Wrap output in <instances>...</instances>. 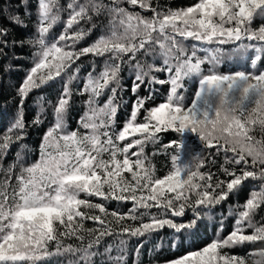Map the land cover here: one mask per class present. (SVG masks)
I'll list each match as a JSON object with an SVG mask.
<instances>
[{
	"label": "snow or ice",
	"instance_id": "obj_1",
	"mask_svg": "<svg viewBox=\"0 0 264 264\" xmlns=\"http://www.w3.org/2000/svg\"><path fill=\"white\" fill-rule=\"evenodd\" d=\"M125 4L141 11H130ZM65 12L64 28L53 36ZM26 15H31L27 8ZM36 15V33L27 41H9L8 30L0 28V56L7 55L4 48L24 43L35 48L32 66L17 89L15 118L0 134V264H43L66 256L73 257L67 264H95L96 257H107L100 264H127L129 241L144 238L133 261L141 264L144 242L169 229L175 250L249 179L261 183L245 203L229 208L233 230L222 237V219L211 242L166 264H264V218L255 220L264 206V25L252 28L256 18L264 19V0H197L178 9H165L159 0L155 5L154 0H68L64 7L60 0H37ZM101 15L107 16V26L90 45L78 48L98 27L93 18ZM10 19L21 24L18 15ZM86 56L92 57L91 70L81 77L79 61ZM237 60L249 67L221 71L225 62ZM125 69L136 99L117 130L116 116L127 90ZM155 73H165V78ZM81 79L83 86L74 89ZM57 81L63 85L55 103L37 97L41 107L32 123H42L45 101L53 115L37 159L26 166L21 144L14 162L4 168L11 146L27 135L25 100ZM185 81L197 85L191 98ZM157 84L170 85L169 91L163 102L146 107L156 99ZM141 87L148 95H139ZM73 95L88 98L77 128L70 130L67 114ZM186 129L199 134L203 148L224 154L221 171L228 179L200 171L202 152L181 161L180 134ZM257 129L259 139L253 135ZM168 131L179 139L149 155L146 148ZM170 148L175 150L171 167L159 176L153 157ZM112 202L121 207L109 210ZM124 204L131 205L127 211H122ZM88 221L94 226L87 227ZM166 243L161 236L154 250ZM257 243L261 247L244 256L225 251Z\"/></svg>",
	"mask_w": 264,
	"mask_h": 264
},
{
	"label": "trees",
	"instance_id": "obj_2",
	"mask_svg": "<svg viewBox=\"0 0 264 264\" xmlns=\"http://www.w3.org/2000/svg\"><path fill=\"white\" fill-rule=\"evenodd\" d=\"M83 2V0H81ZM108 0H105L107 3ZM197 2V0H159V4L167 9V8H183L187 6H191ZM68 0H60V4L62 7L66 6ZM155 5V0H154ZM124 7H129L130 11H141L138 7L131 8L129 5L125 4ZM27 11L31 13V15H26ZM37 0H0V28H5L8 30L7 39L9 41H16L17 43L20 41H27L31 39L36 33V22H37ZM18 15L21 20V24H17L12 22L10 17ZM144 15H152L151 12H145ZM67 19V13H62V20L60 23L54 26L52 30L53 36H58L62 29L64 28L63 21ZM93 23L98 25L90 35H88L82 42H80L77 47L82 48L90 45L93 41H95L98 36L101 34V29L105 28L108 24V18L106 15H101L93 18ZM21 25H26L21 26ZM261 25H264V19L256 18L252 23L253 29H258ZM90 25H86L88 27ZM2 47V45H0ZM227 49L231 48V45L226 46ZM35 51V48L28 43H24L23 46H15L4 48V52L7 55L0 56V134H3L7 127L13 122L16 112L17 105L19 104V97L17 96V89L20 87L23 79L25 78L26 71L29 70L32 66L31 59L32 53ZM19 58H13V55ZM202 54V53H201ZM143 56L141 54L138 59H142ZM92 59L91 56L82 57L79 63L83 64L81 69L80 76L84 77L90 70L91 65L89 61ZM101 60H97V71L100 70ZM159 63V61L157 62ZM206 67V66H205ZM249 67L248 63L240 62L239 60L235 61L233 64H228L225 62L221 71H235L240 70L241 68L247 69ZM7 69V70H5ZM160 79L165 78V73H155ZM124 77V85L126 87V91L123 93V103L118 110V114L116 116V128L117 130L123 127L124 122L130 117V112L133 107V102L136 99L131 92L132 87V79L127 72V69L122 73ZM83 79L80 80L79 84H74L73 88H80L83 86ZM63 81H57L52 83L48 87H44L42 89L33 91L25 100L24 104V121L27 126V135L26 138L21 141L19 144H13L8 154L3 158L2 164L4 168H7L11 163L15 160L16 152L20 150L21 144L25 147L23 149L24 154V164H30L35 161L39 155V146L41 144L42 138L48 128L53 123V115L51 107H48L47 102L45 101L43 106L46 109L45 116H42V123L39 125L33 124V120L36 117L37 113L40 111V103L37 100V97L44 95L47 100H51L55 103L57 96L60 94L62 90ZM185 85L188 88L187 95L191 98L194 95V91L196 88V84H189L188 81H185ZM159 92L156 94V99L151 101L149 104H146V107L155 106L156 104L163 102V96L167 94L169 91L170 85L165 84L163 86L157 84L155 85ZM140 96H146L148 93L145 91L143 87L139 90ZM87 95H73L71 107L67 114V124L69 129L77 128V121L80 119L81 115L85 111L84 101L87 100ZM107 99V94L101 98V103ZM143 112L141 113V116ZM83 131V129H81ZM182 137V145H181V161H187L191 158V156L195 155L198 152L203 153L204 162L200 168L201 172H211L217 174L220 179L226 180L228 177L221 171V166L224 164V154L221 152L220 154H216L215 149H205L201 143L200 137L198 133L193 132L191 129L184 130L181 134ZM258 139L260 138V132L257 129L253 133ZM179 139V134H176L172 131H168L167 133L161 134V140L154 147L149 145L146 148V152L151 155L154 151L161 149L162 145L170 143L172 140ZM135 149H133L134 151ZM174 149H168L167 154L156 155L153 157V163L155 167L158 169V175L163 176L167 173V171L171 167L170 156L174 154ZM214 161V163L212 162ZM227 167L231 170L233 165L228 164ZM16 171H19V167H17ZM239 171V170H237ZM3 173L0 172V178L3 177ZM216 176L213 177L215 181ZM13 178V183H14ZM261 181L259 180H247L242 188L233 195H230L228 200L216 206L209 216H207L202 223H200L197 231L194 235L189 237L188 239L182 240V242L175 248V250L171 247V230L165 229L157 235L153 236L152 239L147 240V242L143 243V247L141 249L140 262L141 264H166L167 261L176 259L181 255L186 254L190 250H196L202 248L207 243L211 242L213 238H215L217 230L219 228L220 222L223 219L224 221V230L221 233L222 237L227 236L233 230V222L235 217L229 216V208L232 206H236L237 204H243L250 197V192L252 190H258L259 184ZM97 202H100L98 198H95ZM109 210L115 209L117 207H121L117 205L115 202H112L107 205ZM130 204H124L122 206V211H127L130 207ZM190 215L186 216L185 219H190ZM261 218H264V206H262L257 215L255 216V220L260 221ZM87 227H93V223L91 221L86 222ZM251 230H249L250 232ZM163 236L167 243L165 246L159 251H155L154 247L159 241L160 237ZM112 238H108L105 241V244L109 243ZM144 238L140 240L132 239L129 241L128 246V259L127 264H133L135 259V249L141 244ZM65 243L75 244V240H68ZM261 247L259 243L255 245H245L244 247H234L231 249H225L226 252L231 254H238L244 256L250 249H256ZM103 251V247L101 248ZM113 256L116 255V252L113 251ZM71 256L66 257H54L51 260L44 261L43 264H67L69 259H72ZM107 260V257H96L95 264H100V260Z\"/></svg>",
	"mask_w": 264,
	"mask_h": 264
}]
</instances>
